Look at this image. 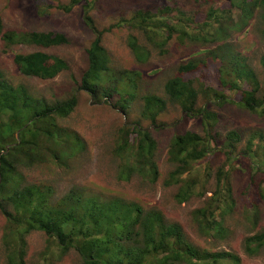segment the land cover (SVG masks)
Returning <instances> with one entry per match:
<instances>
[{"label": "trees", "instance_id": "obj_1", "mask_svg": "<svg viewBox=\"0 0 264 264\" xmlns=\"http://www.w3.org/2000/svg\"><path fill=\"white\" fill-rule=\"evenodd\" d=\"M97 1L70 0L56 5V0H37L38 9L45 15L53 9L69 13L82 5L83 22L95 37L87 51L88 67L73 92L61 99H48L0 69V213L6 221L2 243L7 263L28 264V236L38 231L48 238L43 264H55L72 251L81 264H242L232 252L190 241L180 224L168 222L161 212L147 210L136 202L122 197L102 199L75 189L58 197L50 185L27 183L25 170L65 168L83 149L76 132L64 124L76 111L80 93L105 104L117 95L115 106L126 115L136 102L140 106L139 118L123 123L114 140L113 154L119 160L122 180L133 175L152 183L160 179L158 142L153 131L167 126L161 119L169 107L176 106L184 117L203 124V135L186 131L173 136L169 157L174 169L166 181L168 186L179 188L178 202H187L197 191L205 193L212 177L211 166H201L220 154L226 155L227 162L215 174L216 190L193 212L200 237L219 239L229 233L225 218L236 207L231 166L245 159L251 168L254 163L264 172V131L253 133L245 152L238 153L235 150L243 141L240 133L231 131L225 142L219 143L218 134H212L218 113L210 109L214 104H232L264 115V91L249 50L237 49L231 42L233 35L251 30L260 13L264 33V0H186L207 5L201 21L181 11L179 0H158L154 9L137 10L113 26L137 33L129 46L141 64L150 59L154 47L164 55L176 56L183 54L184 48L191 50L185 46L188 41L204 44L182 57L163 95L144 92L143 71L113 70L103 46L104 32L90 14ZM141 38L150 46L141 43ZM0 41L2 54L12 59L16 76L22 79L48 82L70 70L66 59L44 51L68 45L64 32L6 31L0 16ZM22 46L44 50L26 53L20 50ZM261 65L264 67V55ZM159 72L161 69L149 73L155 76ZM204 73L211 74L212 79L202 80ZM263 184L250 183L242 199H264ZM248 212L256 222V203ZM244 245L252 255L263 249L264 228L247 238Z\"/></svg>", "mask_w": 264, "mask_h": 264}, {"label": "rangeland", "instance_id": "obj_2", "mask_svg": "<svg viewBox=\"0 0 264 264\" xmlns=\"http://www.w3.org/2000/svg\"><path fill=\"white\" fill-rule=\"evenodd\" d=\"M70 0H56V5L69 3ZM158 0H98L95 8L90 13L96 26L104 32L103 46L111 58V66L114 71H143L142 87L146 94H164V86L171 78L175 77L182 57L189 56L204 44H190L183 49V54L176 56L164 55L159 48L153 49L150 59L141 64L137 61L129 41L137 35L132 29L113 28L124 19L140 9H154ZM37 0H0V16L6 31H61L67 34L69 44L53 49H39L32 46H22L21 51L26 53L44 50L49 54L66 59L70 70L52 81L38 79H22L16 76L12 59L2 53L0 41V69L9 72L17 82L28 85L32 92L48 99H61L77 88V84L88 67L87 51L94 41L93 33L83 22L82 5L76 6L71 12L66 13L53 9L50 14H43L39 10ZM178 7L186 12L193 20L201 21L207 10V5L196 4L186 0H179ZM228 7L227 5L224 8ZM261 13L257 17L251 30L242 35L235 34L231 42L237 49L246 48L248 56L252 58V65L256 69L262 91H264V67L261 60L264 55V33ZM141 43L150 46L146 39L141 38ZM205 45L204 47H208ZM161 69L158 75H151L152 70ZM212 79L209 73L203 74V79ZM213 81V80H212ZM264 93H262V96ZM118 100L114 96L113 102L95 101L90 95L79 94V104L76 111L67 118L64 124L66 128L76 132L80 138L83 149L65 168L43 166L33 170H25L27 183H39L55 188L58 197L68 191L82 190L85 194L100 196L102 199L122 197L128 202H136L147 210H157L164 215L168 222L178 223L182 226L188 239L201 246L216 248L219 251H228L236 254L242 260V264H264V248L257 254H248L244 242L258 231L264 228V199L259 198L255 202L253 198L242 199L243 193L250 183L263 184L264 172L247 165V160L236 161L231 168L233 197L236 201L234 211L226 216L228 235L219 239H207L200 237L192 216L193 212L205 204L216 190L217 168L221 167L227 158L220 154L210 162H205L201 167H209L213 170L209 183L205 186V193L197 191L187 202L179 203L177 186L166 184L170 173L174 169L169 157V150L173 136L186 131L197 134H205L203 124L195 118H186L176 106L169 107L166 115L161 119L167 125L163 130H155L153 134L157 140L158 148L156 159L161 172L160 179L152 183L139 175H133L129 180L119 178V160L114 156L115 139L117 131L126 121H134L139 118L140 106L136 102L131 113L116 108ZM218 113V123L212 130V134H218L219 143L225 142L228 133L237 131L243 141L237 146L238 153L247 149L249 139L256 131H264V115L241 109L232 104L210 106ZM263 161V159L261 160ZM200 166V165H199ZM214 168V169H213ZM260 169V168H259ZM206 179V178H205ZM203 180V179H202ZM264 185V184H263ZM198 193H204L198 195ZM258 208V217L253 222L249 217L250 205ZM6 225L5 218L0 213V264H8L5 247L3 245V233ZM48 238L42 232H33L28 236V264H43L42 252L47 249ZM56 261L55 264H81L80 257L75 252Z\"/></svg>", "mask_w": 264, "mask_h": 264}]
</instances>
